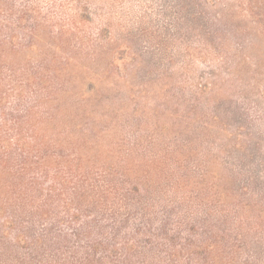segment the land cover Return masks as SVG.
I'll use <instances>...</instances> for the list:
<instances>
[{
	"label": "rangeland",
	"instance_id": "obj_1",
	"mask_svg": "<svg viewBox=\"0 0 264 264\" xmlns=\"http://www.w3.org/2000/svg\"><path fill=\"white\" fill-rule=\"evenodd\" d=\"M0 264H264V0H0Z\"/></svg>",
	"mask_w": 264,
	"mask_h": 264
}]
</instances>
